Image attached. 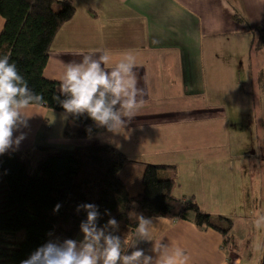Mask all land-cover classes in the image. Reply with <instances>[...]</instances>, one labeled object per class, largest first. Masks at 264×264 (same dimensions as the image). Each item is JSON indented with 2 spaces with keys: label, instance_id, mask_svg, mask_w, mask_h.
<instances>
[{
  "label": "crops",
  "instance_id": "0c3cea01",
  "mask_svg": "<svg viewBox=\"0 0 264 264\" xmlns=\"http://www.w3.org/2000/svg\"><path fill=\"white\" fill-rule=\"evenodd\" d=\"M74 4L75 15L54 39L45 77L58 82L64 63L81 59L78 53L106 52L110 57L108 68L125 55H132L141 77L140 87L145 88L146 95L137 116L116 134L114 145L134 162H139L132 158L138 155L134 149L137 144L142 149L153 145L151 152L160 154L161 160L167 159L163 153L173 149L171 145L175 142L177 147L171 150L174 155L184 154L197 162L225 161L224 153L227 157L230 151L224 144L215 143L214 134L218 130L214 122L227 113L223 104L230 100L223 101L215 91L228 86L225 81L228 77L237 87L240 66L251 75L256 70L264 72V44L260 50L254 49L257 29L264 28V0H74ZM236 16L242 21L236 20ZM3 26L0 15V33ZM259 83L255 77V87ZM258 88L262 95V87ZM29 114L32 116L28 127L22 129L26 138L17 149L9 151L100 144V134L107 132L89 138H68L63 135L68 122L63 119V112L33 105ZM199 137L203 139L201 142L197 141ZM181 140L189 142L182 145ZM166 142H172L167 149ZM146 163L160 162L136 164L134 169L139 177ZM169 165L177 167L175 163ZM125 168L121 177L129 192L137 194L142 190V182L132 190L128 180L131 172L125 176ZM175 187L176 196L190 197L189 190L176 193ZM151 218L152 240H137L135 231L128 253L140 248L154 260L159 255L172 256L174 264L243 262L235 252L227 250L223 236L214 229L199 228L189 220ZM80 239L81 232L75 240ZM155 243L162 246L159 252L153 251ZM177 248L182 250L180 257L174 256Z\"/></svg>",
  "mask_w": 264,
  "mask_h": 264
},
{
  "label": "trees",
  "instance_id": "16d2710c",
  "mask_svg": "<svg viewBox=\"0 0 264 264\" xmlns=\"http://www.w3.org/2000/svg\"><path fill=\"white\" fill-rule=\"evenodd\" d=\"M75 12L74 0H0L4 19L0 57L10 55V63L16 64L29 87L43 96L38 105L57 112L64 111L53 99L59 83L46 78L44 70L57 33ZM235 19L242 21L238 16ZM257 31L254 49L260 50L264 28ZM261 74L264 82V72ZM105 131L86 115L69 116L63 135L89 138ZM128 162L124 151L108 143L72 149L36 146L35 150L0 155V264H21L49 239H76L80 223L86 219V213L76 209L84 203L98 206V227L110 218L118 221L119 230L114 234L124 241L125 252L136 231V220L130 214L189 220L199 228L214 229L234 252L232 219L208 213L194 196L174 194V176H163L161 171L173 170L175 165L146 163L142 190L133 195L121 177ZM57 204L61 207L54 212Z\"/></svg>",
  "mask_w": 264,
  "mask_h": 264
},
{
  "label": "clouds",
  "instance_id": "9594fccd",
  "mask_svg": "<svg viewBox=\"0 0 264 264\" xmlns=\"http://www.w3.org/2000/svg\"><path fill=\"white\" fill-rule=\"evenodd\" d=\"M78 55L81 57L79 61L64 63L63 74L58 80V94L53 97L64 110L63 119L86 115L97 128L113 135L120 134V130L137 116L146 95L145 88L140 87L141 77L136 71L135 57L125 55L108 68L110 57L106 52L97 50ZM43 100L41 94L29 87L16 64L10 63V55L0 57V155L19 147L26 138L22 129L28 127L32 116L29 109ZM88 131L91 133V128ZM60 207L57 204L53 211L58 212ZM76 210L86 213V219L80 223L82 239H49L21 264H174L172 256L159 255L154 260L140 248L125 252L124 241L114 234L119 230L115 218L98 227L101 214L97 205L84 203ZM105 214H108L107 210ZM133 217L137 240L151 241L152 218L130 214V219ZM161 247L155 243L153 251L159 252ZM182 254L179 248L174 252L175 257Z\"/></svg>",
  "mask_w": 264,
  "mask_h": 264
},
{
  "label": "rangeland",
  "instance_id": "374dc122",
  "mask_svg": "<svg viewBox=\"0 0 264 264\" xmlns=\"http://www.w3.org/2000/svg\"><path fill=\"white\" fill-rule=\"evenodd\" d=\"M244 68L240 66L237 73L240 80L239 83L237 81V87H234L233 79L228 77L225 80L228 86L215 91L223 101L230 100L228 104H223L227 107V113L222 119L214 122L218 130L215 132L217 135L214 134L217 141L215 143L224 144L230 151L227 157L224 153V164L216 161L212 163L206 159L197 162L184 154L174 155L172 151L177 147L175 141V143L166 142V149L170 146L169 143L174 147L168 148L163 153L167 159L161 160L160 154L151 152L153 145L142 149L137 144L134 149L138 155L132 158H137L139 162H128L124 175L129 176V171L131 172V179L128 180L134 190L135 186L141 184L139 178L142 177V174L139 177L137 170L134 169L136 164L140 165L138 163L145 161L175 163L177 165L175 169L161 171L163 176H174L177 182L175 192L186 188L191 192L189 196H194L205 211L232 219L235 254L242 259V264H262L264 260V98L262 97L264 90L262 88L261 95L258 87H262L264 82L259 78L260 72L256 70L251 75L245 72ZM260 75L262 76L261 73ZM255 77L256 82H260L258 87H255ZM99 140L100 144L107 142L117 144V136L110 132L100 134ZM198 140L201 142L203 139L199 137ZM186 142L181 140L179 144L183 145ZM192 145L193 143H190V147ZM226 248L230 252L231 246Z\"/></svg>",
  "mask_w": 264,
  "mask_h": 264
}]
</instances>
